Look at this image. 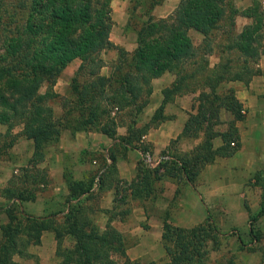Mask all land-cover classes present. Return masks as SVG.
Wrapping results in <instances>:
<instances>
[{"label": "trees", "instance_id": "1", "mask_svg": "<svg viewBox=\"0 0 264 264\" xmlns=\"http://www.w3.org/2000/svg\"><path fill=\"white\" fill-rule=\"evenodd\" d=\"M110 1L0 0V125L9 129L19 122L23 135L32 143L29 168L22 170L21 180L14 178L15 184L13 178L9 179L0 192L6 199V222L0 226V264H24L28 259L38 264L27 247L39 243L43 230L51 231L55 239L54 264H245L233 254L210 256L219 246L221 233L209 215L191 226L175 225L166 214L161 217L162 263L129 259L125 254L129 243L112 221L121 222L130 213L127 200L138 201L144 209L145 202L154 198L155 183L161 178L193 184L204 164L235 151L238 144L234 120L242 118L241 105L231 89L220 90L219 85L230 80L246 82L252 73L250 63L264 53V10L260 0H251L239 11L251 18L239 33L233 32V17L238 10L232 0H179L164 18L150 14L163 0H137L145 6L146 18L134 31L131 52L116 47L109 39ZM190 29L201 35L199 44L192 43ZM111 47L117 49V57L109 72L100 74L104 62L98 54ZM213 48L220 60L208 66L207 55ZM75 58L80 62L68 84L73 98L55 116L47 101L58 96L53 90L56 78ZM164 71L172 73L173 80L161 89L159 105L138 125L136 116L149 101L151 79ZM80 76L87 79L80 82ZM42 85L44 91L39 92ZM190 92H197L194 112L188 114L179 135L170 140L169 149L161 152L168 159L154 166L139 159L130 179L118 177L117 153L113 149L149 153L140 136L150 126L169 118L163 114L166 102ZM113 108L116 111L111 114ZM220 109L233 116L221 132L215 129ZM74 110L76 114L72 116ZM121 111L130 120L125 133L116 135V112ZM65 129L70 133L98 131L114 140L110 146L113 149H107L97 175L77 180L70 172L62 174L66 210L59 220L55 213L27 215L18 207L36 198L33 185L47 182L45 170L37 164L43 160L45 148L54 144ZM200 134L201 140L191 150L172 151L181 137L189 139ZM215 136L221 138V144L214 148ZM2 148L0 145V154ZM107 189L112 190L109 208L90 203ZM263 212L261 203L257 212L249 216L255 219ZM98 214L105 216L103 228L95 222ZM64 237L69 245L62 244ZM252 240L258 242L259 238L253 236ZM257 251L259 263L264 264V246H258Z\"/></svg>", "mask_w": 264, "mask_h": 264}, {"label": "crops", "instance_id": "2", "mask_svg": "<svg viewBox=\"0 0 264 264\" xmlns=\"http://www.w3.org/2000/svg\"><path fill=\"white\" fill-rule=\"evenodd\" d=\"M164 1L166 0H163L160 4L164 3ZM178 1L179 0H171L170 8L163 15L158 14V7L160 4L155 5L151 9L150 14H154V16H152L155 18H164L171 14ZM232 2L238 10L233 17V32L239 33L244 25L251 22L250 17L239 12L246 8L251 0H232ZM188 34L194 45L200 43L201 35L198 32L190 29ZM262 43L264 44V39ZM134 46L135 33L134 42L131 44V47L125 49V51L131 52ZM219 56L217 50L213 48V51L207 55L208 66L217 63L220 60ZM79 62L80 60L77 58L71 60L62 69L56 79L58 80L61 78L70 80ZM237 63H239V61ZM250 65L252 73L249 75L246 82L241 80H230L222 82L219 85L220 90L231 89L233 95L241 105L240 113L242 118L234 120L238 146L230 155L216 156L212 162L204 164L198 171L193 184L185 183V188L187 187L189 190V202L188 205L182 202H179L178 205L185 211L183 219L188 222V224H186L187 226H190L189 224L201 222L206 216L207 210L210 212L211 209H214L215 214L219 217V226L221 228H227L229 226L243 228L244 223L249 219V215H254L260 204L262 202L264 203V53H260L257 59L250 63ZM172 80L173 74L168 71H164L159 76L151 79V93L149 95V101L140 112V123L145 122L159 105L161 100V89L168 86ZM55 86L56 83L54 88H56ZM54 91L56 92L55 89ZM196 94L197 92H190L175 95L174 98L166 102L163 107V114L168 115L169 118L150 126L146 132L140 136V141L148 147V154L151 156V159L155 161L154 165L157 164V159L161 155V152L169 149L168 145L170 140L179 135L188 114L194 112V96ZM115 111L116 108H113L111 114ZM218 116L220 122L215 126V129L221 132L225 130L226 123L232 120L233 116L225 109H220ZM136 121L138 123V120ZM125 127L126 123H118L116 126V135L124 134ZM65 134L67 133L63 132L60 138L61 140L65 138ZM71 139L70 145L79 143L81 148L96 147L95 145L99 143L106 145L105 148H108V146H111L114 142V140L95 130L75 132ZM200 140L201 134L189 139L181 137L172 148V151L187 152L198 144ZM220 144L221 138L215 136L212 139V147L215 148ZM233 144L234 142L231 141L230 145ZM133 152L134 153H125L124 155L121 154L116 156L115 166L118 177L128 180L135 174V163L139 158H142V153L136 149H134ZM104 157H106V153H103V159ZM81 159H79L78 153H70L68 160V164H70L72 168L69 172L72 177L77 180L85 178V171L90 164L95 161L94 158L89 161H83ZM52 161L54 167L51 166L50 162L44 157L39 167L44 168L45 166L49 172L53 167L55 169L53 172L59 175L60 178L56 181L57 187H54L56 194L54 193L53 198L41 199L39 203H37V199L39 198H35L33 201L22 202V206H24L29 215L44 216L48 213L60 215L66 210L64 203L66 188L62 179V174L64 173L63 168L66 162L63 161V153H55ZM106 161L108 163L109 159H106ZM2 180L4 181H2L1 186L7 184L8 178ZM163 181L171 190L175 188L173 182L168 181V179ZM46 183H48V181ZM93 185L94 189L95 184ZM56 189H59V191ZM111 198L112 190H104L99 194L94 206L109 208L111 205ZM56 207L61 208L57 209ZM143 210L144 209L138 205L131 211L130 224H135L136 226L134 229L139 232L137 233V243L125 250V254L129 259L138 257L139 254H144L152 250L148 245V240H150V228L157 226V234L155 233L153 238L160 236L159 223L157 225L155 223L154 225V223L147 219V224L150 228L146 229L142 227L141 222H144L147 218ZM2 222L5 223L6 219ZM95 222L100 228H103L105 216L103 214H98ZM255 223L257 227L264 231V212L255 219ZM153 229L156 231V228ZM44 248L47 249V252H45ZM27 250L29 253L38 256L37 259H39V264H53L56 260L54 257L55 239L53 233L48 230H43L40 234L39 243L29 245Z\"/></svg>", "mask_w": 264, "mask_h": 264}, {"label": "rangeland", "instance_id": "3", "mask_svg": "<svg viewBox=\"0 0 264 264\" xmlns=\"http://www.w3.org/2000/svg\"><path fill=\"white\" fill-rule=\"evenodd\" d=\"M171 0H166L164 3L160 4L158 7V14L163 15L166 13V11L170 8ZM260 4L262 9H264L263 4L264 0H260ZM145 6H141L137 3V0H111L110 1V17H111V26L109 30V39L110 41L116 46L121 47L124 50L129 49L131 47V44L134 42V31L140 26L141 22L146 18L145 15ZM151 11V10H150ZM154 16V14H152ZM116 43V44H115ZM101 59L104 60V66L100 68L99 73H107L110 70V66L112 65V62L117 57V49L115 47H111L105 50H102L98 54ZM87 79L86 77L80 76L78 77V81ZM56 88L53 86V90H56V93L58 94L57 97H54L47 101V104L50 106L53 115L57 116L60 115L63 111L62 106L65 108L66 101H70L73 98V95L70 93V90L68 88L69 79H56ZM55 85V84H54ZM44 85L40 86L38 91L43 92L44 91ZM76 114V110L72 112V116ZM118 115V122L119 124L127 123L128 120H130V117L125 114L124 111L116 112ZM140 113L136 116V120H138V125H141L142 123L139 122L140 120ZM145 121V120H144ZM143 122V120H142ZM140 123V124H139ZM63 132H66L65 138L62 140L60 139ZM98 132V131H96ZM75 133V132H74ZM74 133H70L68 130H62L60 133V136L58 140L54 144H50L45 148V155L44 157L47 159V161L50 162V165L54 167L53 165V159L54 154L57 153H63V161L65 163L64 173L71 171V165L68 164V160L70 157V153H78L79 159L85 161L90 159H95L94 163L90 164V166L85 171V178H89L91 176H94L96 173L98 174L100 172V168L103 164V153H107V149H113V146L108 148H105L106 145L99 143L96 144V147H83L81 148V145L79 143L71 144L70 141L72 140L71 137ZM99 133V132H98ZM0 145H3L1 154H0V192L3 187H5L7 184L2 185V179H11L14 180L18 179L21 180V176L19 178V175H22V170L25 168H29L27 164V160L31 154L32 151V143L31 140L26 138L22 131H21V124L19 122H15L9 129H6L5 125H0ZM98 145V146H97ZM110 147V148H109ZM114 153H117V155H124L125 153H134V149L128 148L123 149L121 147L114 148ZM141 159V158H139ZM40 163L37 164V167H39ZM51 168L50 172L47 170V167L44 166V172L46 175V179L48 183L46 185L39 184V185H33L32 188H34L36 193L37 203L41 201V199H47L49 197H54V193L56 194L54 187H57L56 181L60 178L59 175L55 174V169ZM40 168V167H39ZM96 174V175H97ZM16 178V179H14ZM7 180V181H8ZM163 180L167 179H160L155 183V191H154V198L148 200L145 202V208L143 210V213L146 215V220L144 222H141L142 227L149 229V225L147 224V219L150 220V222L156 223V225L159 223L161 226V217L166 214L169 221L171 223H174L175 225L179 226H185L188 224L183 217L185 211L182 210L181 206L178 205V203H186L188 205L189 202V190L187 187L185 188V183L182 181H178V183L173 182L175 185V188L171 190V188H168L166 186V183ZM10 181V180H9ZM169 181V180H168ZM7 183V182H6ZM15 184V183H14ZM59 191V189H56ZM59 193V192H58ZM60 196V195H59ZM99 195L96 197H93L90 200V203L95 205V201H97ZM2 198V199H1ZM264 201V200H263ZM6 203V199L3 198L0 194V226L4 223L3 220L6 219L5 213H4V205ZM128 205L131 207L130 213L124 218L123 221L119 222L117 220L112 221V224L114 227L122 232L125 236L126 241L129 243L128 247L133 246L138 241L137 233L138 230L134 229L135 224H130L131 219V211L133 208L138 206V201L136 200H127ZM263 203V202H262ZM264 204V203H263ZM19 210L25 214H27V211L25 210L24 206L22 204L19 205ZM57 209L61 207H56ZM208 212L206 215H209L210 219L214 223V225L217 227L219 232L221 233L220 236V243L216 251L211 253L212 258H222L226 257L229 254H233L237 260L240 262H243L245 264H260L259 263V253L257 251L258 246H264V231L261 230L259 227L256 226L255 219L251 218L249 216V219L244 223L243 228L236 227V226H229L225 228H221L219 226V217L215 214L214 209H211L210 212ZM29 215V214H27ZM219 215V214H218ZM55 218L59 220L61 218L60 215H55ZM199 223V222H198ZM197 224V223H196ZM194 225V224H189ZM187 226V225H186ZM156 228V231L153 229ZM153 228H150V240L149 246L150 249H152L150 252L139 254L138 257L132 258V259H139L141 261H147V260H155L159 263H162L165 261L164 252L161 248L159 237L153 238L155 236V233L157 234V226H153ZM139 229V228H138ZM253 236H257L259 238L258 242H255L252 240ZM1 240V236H0ZM63 245H69V241L67 238H63L62 240ZM127 247V248H128ZM126 248V249H127ZM45 249V252H47V249ZM38 258V256L36 255ZM55 262L57 261V257L55 256ZM211 258V259H212ZM39 260V259H38ZM54 262V263H55ZM24 264H32V260H24ZM53 263V264H54ZM39 264V261H38Z\"/></svg>", "mask_w": 264, "mask_h": 264}, {"label": "built area", "instance_id": "4", "mask_svg": "<svg viewBox=\"0 0 264 264\" xmlns=\"http://www.w3.org/2000/svg\"><path fill=\"white\" fill-rule=\"evenodd\" d=\"M263 7H264V4H263ZM141 156H142L141 159H143V161H144L147 165H149V166H154L155 161H153V160L151 159V156H150L147 152L142 153ZM163 159H168V156H167L166 154H162V155L159 156V158L157 159V161L159 162V161H161V160H163ZM157 161H156V162H157ZM158 162H157V163H158Z\"/></svg>", "mask_w": 264, "mask_h": 264}]
</instances>
